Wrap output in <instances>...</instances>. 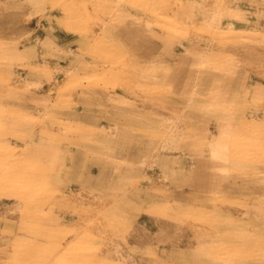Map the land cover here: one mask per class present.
<instances>
[{"label": "rangeland", "instance_id": "1", "mask_svg": "<svg viewBox=\"0 0 264 264\" xmlns=\"http://www.w3.org/2000/svg\"><path fill=\"white\" fill-rule=\"evenodd\" d=\"M0 264H264V0H0Z\"/></svg>", "mask_w": 264, "mask_h": 264}, {"label": "bare ground", "instance_id": "2", "mask_svg": "<svg viewBox=\"0 0 264 264\" xmlns=\"http://www.w3.org/2000/svg\"><path fill=\"white\" fill-rule=\"evenodd\" d=\"M180 77V76H179ZM183 77V76H182Z\"/></svg>", "mask_w": 264, "mask_h": 264}]
</instances>
